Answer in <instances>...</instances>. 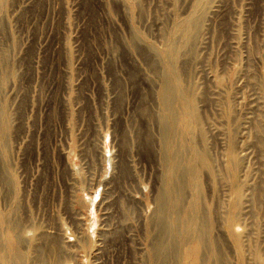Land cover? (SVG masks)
<instances>
[{
    "label": "rangeland",
    "instance_id": "rangeland-1",
    "mask_svg": "<svg viewBox=\"0 0 264 264\" xmlns=\"http://www.w3.org/2000/svg\"><path fill=\"white\" fill-rule=\"evenodd\" d=\"M0 110V264H264V0H0Z\"/></svg>",
    "mask_w": 264,
    "mask_h": 264
},
{
    "label": "bare ground",
    "instance_id": "bare-ground-1",
    "mask_svg": "<svg viewBox=\"0 0 264 264\" xmlns=\"http://www.w3.org/2000/svg\"><path fill=\"white\" fill-rule=\"evenodd\" d=\"M193 26V25H192ZM196 26V25H195ZM190 28V27H189ZM191 29H192V27H191ZM193 29H194V26H193ZM192 29V30H193ZM193 32V31H192ZM190 36V35H189ZM190 38V37H189ZM193 39V38H192ZM189 40V39H188ZM172 67V66H171ZM174 93V92H173ZM173 93H171L170 91H168L167 90V88L166 89H164L163 90V92H162V94H161V99H162V104H163V107H164V109H166V110H173L174 111V109L177 107V111H175V112H171V114L169 115L170 116V120H169V122H170V125H171V127L172 128H174L175 129V127H176V125H177V118L178 117H180V126H181V133L182 134H184L185 136L187 135V134H191L190 133V130L191 129H189V127H188V121L190 120H188V110L191 108L192 109V103L190 102L189 104H186V102H185V100L184 99H186L185 97H183V95H180V94H178V95H176V96H174L173 95ZM186 96V95H185ZM189 98V97H188ZM194 98V97H193ZM192 98V99H193ZM194 99H196V98H194ZM196 101V100H195ZM196 106V105H195ZM193 108H194V106H193ZM1 111V110H0ZM4 111V110H3ZM1 113V112H0ZM168 113V112H167ZM167 113H165V114H167ZM190 114V113H189ZM192 115H193V112H192ZM4 118V117H3ZM190 126V125H189ZM194 130V129H193ZM195 134V133H194ZM165 136V135H164ZM188 136V135H187ZM170 137V136H169ZM191 137V136H190ZM188 138V137H187ZM192 139V138H191ZM172 142V141H171ZM170 142V143H171ZM192 143V142H191ZM190 145V144H189ZM193 145V144H192ZM189 147H191V145L189 146ZM231 153V152H230ZM245 154V153H244ZM202 155L203 154H201V157H202ZM162 156V155H161ZM198 157V156H197ZM203 158H205L204 157V155H203ZM202 158V159H203ZM204 160H206V158L204 159ZM240 160V159H239ZM242 160V159H241ZM240 160V161H241ZM192 161V160H191ZM190 161V162H191ZM193 162V161H192ZM237 162V161H236ZM235 163V162H234ZM194 164V163H193ZM195 165V164H194ZM216 166V165H215ZM192 167H193V165H192ZM192 167H190V169L189 170H192L193 168ZM188 167L187 166H183V167H181L180 169H179V176L182 174L181 172H183L184 170H186ZM195 168V167H194ZM235 169V168H234ZM199 170V169H198ZM184 172H186V171H184ZM197 172H199V171H197ZM205 172V171H204ZM191 173V172H190ZM195 173H196V171H195ZM185 174V173H184ZM193 175H194V173H193ZM192 175V176H193ZM199 175V174H198ZM197 174H196V176H198ZM191 176V175H190ZM181 177V176H180ZM185 177H186V175H185ZM198 178V177H197ZM181 179V178H180ZM199 179V178H198ZM197 179V180H198ZM170 180V179H169ZM188 180H189V177H188ZM187 180V181H188ZM194 180H196V179H194ZM205 180V179H204ZM187 181L186 180H184L183 179V177H182V179L180 180V182H179V187H180V189L181 190H184L185 189V186H186V183H187ZM189 181H191V180H189ZM187 184H189V183H187ZM191 184V183H190ZM189 184V185H190ZM170 187H169V192L170 193H172L171 191L173 190V187H172V185H169ZM188 186V185H187ZM186 186V187H187ZM190 186H192V185H190ZM189 186V187H190ZM197 186H198V184H197V182L195 181V187L197 188ZM188 187V188H189ZM188 188H187V190H188ZM162 190V189H161ZM239 190H240V188H239ZM196 192H197V189H196ZM240 192V191H239ZM238 194V193H237ZM181 196H182V198H183V193H180V199H182L181 198ZM191 197V196H190ZM158 199V198H157ZM162 199H164V198H162ZM159 200V199H158ZM161 200V199H160ZM235 202H236V199H235ZM239 202V201H238ZM159 203V202H158ZM164 203V202H163ZM166 203V202H165ZM233 203V202H232ZM196 204V203H195ZM202 204V203H201ZM233 205V207H234V205H235V203H233L232 204ZM239 205H240V203H239ZM204 206V205H203ZM238 206V205H237ZM234 208H237L236 206L234 207ZM239 208V207H238ZM163 210V209H162ZM161 210V211H162ZM166 210H167V207H166ZM165 210V211H166ZM157 212V211H156ZM160 213V212H159ZM162 213V212H161ZM181 213V212H180ZM157 214V213H156ZM156 214L154 215V216H156ZM175 214H176V212H175ZM192 214V213H191ZM215 214V213H214ZM161 215V214H160ZM164 215V214H163ZM158 216V215H157ZM195 216H196V213H195ZM159 217V216H158ZM174 217H175V215H174ZM201 218H202V216H200ZM200 217H198V218H200ZM206 217V216H205ZM205 217H204V221H206L205 220ZM162 218V217H161ZM157 219V218H156ZM164 219V218H163ZM176 219V218H175ZM174 219V222H172V224L173 225H176V220ZM158 220V219H157ZM156 220V221H157ZM166 220V219H165ZM199 220H202V219H199ZM155 221V220H154ZM161 221V220H160ZM163 223H164V221H162ZM15 223V222H14ZM14 223H13V225H14ZM166 223V222H165ZM195 223V222H194ZM202 222L200 221V224H201ZM196 224H197V222H196ZM198 224H199V222H198ZM157 225H159L158 223H157ZM167 225V224H166ZM15 226V225H14ZM161 226V225H160ZM163 227H165V224H164V226ZM197 226H195V228H196ZM199 227V231H200V226H198ZM16 228V227H15ZM19 228V227H18ZM162 228V227H161ZM168 228V227H167ZM175 228V227H174ZM174 228H170V230H173L174 231ZM14 229V228H13ZM196 229V231H198ZM158 231H159V229H158ZM193 231H194V229H193ZM218 231V230H217ZM159 232H161V231H159ZM165 232H166V229H165ZM172 232V231H171ZM175 232V231H174ZM222 232V231H221ZM168 233V232H167ZM201 233V232H200ZM200 233H199V235H200ZM162 234V233H161ZM202 235V234H201ZM200 235V236H201ZM161 236H163V235H161ZM156 237H157V235H156ZM220 237H222V236H220ZM225 237V236H224ZM200 239H202V238H200ZM206 239V238H205ZM223 240V239H222ZM207 241V240H206ZM225 241V240H224ZM242 241V240H241ZM20 242V241H19ZM18 243V242H17ZM21 243V242H20ZM226 243V242H225ZM19 244V243H18ZM152 244H153V242H152ZM158 246H159V244H158ZM225 246V245H224ZM175 247H177V246H175ZM174 247V245L172 246V245H170V246H166V253H167V255H169V251H171L172 250V252H175V254H176V252L178 253V251H176V248ZM178 248V247H177ZM164 250V249H163ZM160 251V250H159ZM157 252V251H156ZM163 252V251H162ZM202 252V251H201ZM18 254V253H17ZM159 254H161V253H159ZM164 254V253H163ZM162 254V255H163ZM174 254V255H175ZM166 255V254H165ZM171 255V254H170ZM177 255V254H176ZM175 255V256H176ZM204 255V254H203ZM224 255H225V253H224ZM154 256H156V255H154ZM158 256V255H157ZM158 258V257H157ZM161 258V257H160ZM164 258H165V256H164ZM172 258V257H171ZM20 259V258H19ZM158 261V260H157ZM164 261V260H163ZM167 261V260H166ZM161 263V262H160ZM163 263V262H162Z\"/></svg>",
    "mask_w": 264,
    "mask_h": 264
}]
</instances>
